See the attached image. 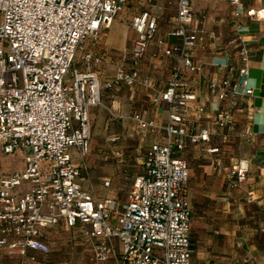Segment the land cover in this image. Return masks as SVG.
<instances>
[{"label":"built area","instance_id":"2783aa9c","mask_svg":"<svg viewBox=\"0 0 264 264\" xmlns=\"http://www.w3.org/2000/svg\"><path fill=\"white\" fill-rule=\"evenodd\" d=\"M229 1L240 15L241 0ZM128 2L0 0V150L24 152L22 169L0 174V253L19 254L18 264L47 262L51 247L46 231L61 223L91 244V259L97 263L193 264L189 163L182 153L188 145H204L221 135L228 118L221 113L204 126L210 111L205 105L191 104L196 92L185 75L196 73L220 103L217 109L225 113L229 105L255 93L249 82L250 48L240 40L235 54L239 64L225 65L224 77L214 78L192 57L203 23H195L193 0H175V25L165 36H158L156 16L148 11L136 15L133 57L142 59L152 44L154 57L163 55L174 65L165 89L153 98L155 105H166V123L140 113L128 118L137 124L142 140L150 129H159L166 141L147 150L143 173L135 178L125 203L98 197L79 181L88 171L91 108L103 105V88L150 82L142 79L138 67L123 63L103 84L92 68L109 57L96 53L91 43L103 39ZM247 14L264 20V8ZM171 39L177 41L170 43ZM79 51L88 64L86 70L74 67ZM121 140L120 135L107 139ZM214 162L220 165L218 158ZM249 170L247 160L237 161L227 175L229 187L242 189Z\"/></svg>","mask_w":264,"mask_h":264},{"label":"crops","instance_id":"0c3cea01","mask_svg":"<svg viewBox=\"0 0 264 264\" xmlns=\"http://www.w3.org/2000/svg\"><path fill=\"white\" fill-rule=\"evenodd\" d=\"M165 1L148 0L146 3L145 0V9L136 14L118 15L106 29L108 40L114 39L121 34L130 20L132 31H127L125 37L129 36L131 39L130 57L127 56L126 44H122L116 52H109L107 60L113 62L116 67L123 63L128 66L127 61L133 60V64L128 67H138L142 79L150 81L147 84L143 80L133 87L121 85L110 90L112 94L108 95V89L103 88L107 89L104 90L103 99L108 103L107 106L104 103V107L116 115L125 117L129 113H140L158 124L167 121L166 105H155L153 98L165 89L174 61L163 55L154 57L155 48L152 44L142 59L136 60L132 54V44L137 37L132 21L136 15L148 11L152 16H156L159 37L165 36L175 25L176 12L169 21L170 25L164 30L160 27V15ZM241 3L243 10L236 16L229 0H193L195 23L203 21L198 43L192 50L193 59L202 64L211 77L221 79L225 74V65L239 64L235 54L237 43L243 40L250 48L249 82L255 90L253 95L240 98L236 105H229L228 111L224 113L222 109H217L220 103L209 94L206 85L196 73L185 75L186 82H189L196 92V98L191 104L205 105L210 111L203 125L209 126L221 113L228 118V124L221 131V135L212 136L204 145H188L182 153V157L189 163L193 264H264V20H256L247 14L250 9H263L264 0H241ZM176 41L177 39H171L170 43ZM110 78H103L102 83ZM126 87L131 90L129 95L121 93ZM90 112L91 120L94 116L100 123L103 121L105 112L102 107L93 106ZM117 124L119 132L109 133L105 137V150H97L95 146L91 149L90 146L86 158L88 171L83 172L79 181L98 197L109 196L123 204L127 200L120 196L123 183L131 180L132 185L135 178L143 173L147 150L153 143L165 142L166 138L162 130L150 129L145 139H141L140 142L144 143H140L138 149L125 153L122 141H107L113 135H120L122 140L132 135L129 120L120 118ZM133 130L136 134L141 133L135 123ZM93 135L96 136L92 126ZM140 148L144 150L141 151ZM208 148L218 150L209 153ZM115 150H119L120 155H116ZM74 158L75 162H80L76 151ZM215 158L219 159V166L215 164ZM240 159L248 161V179L242 189H231L227 175ZM23 166L15 170L22 169ZM10 172L12 171L5 174ZM106 181H110L109 186L105 185ZM128 193L129 190L127 196ZM60 232H67V237L63 238ZM60 238L70 244L55 247L56 240ZM46 241L51 247V252L44 264H67L63 260V248L68 246L73 248L75 259L94 263L91 259V244L76 236V232L67 228L64 223L48 228ZM36 254L44 257L42 253ZM20 260L21 257L17 253L6 250L0 253L1 264H18ZM104 264L117 263L112 260Z\"/></svg>","mask_w":264,"mask_h":264},{"label":"rangeland","instance_id":"374dc122","mask_svg":"<svg viewBox=\"0 0 264 264\" xmlns=\"http://www.w3.org/2000/svg\"><path fill=\"white\" fill-rule=\"evenodd\" d=\"M146 3H148V0H146ZM146 3H145V0H130L129 4L126 5V8L122 12H120L119 15H122L124 13L128 15L136 14L137 12L145 9ZM175 12H176L175 0H166L164 9L162 10V13L160 15V27L162 28V30H164L168 25H170L169 21L175 15ZM127 31L128 32L132 31L130 27V20H129V23L125 24L123 31L118 37L114 39L109 38L108 40L107 30H105L103 39L99 43H91L90 47H92L96 53L105 54L108 56L109 52L110 53L116 52V50H119L118 48L119 46H122V44L123 45L126 44L127 53H128L127 56L129 58L131 55L129 54L130 48H131V39L129 38V36L125 38ZM127 62H128V66H131V64H133L132 63L133 60L129 59ZM87 66L88 64L83 58V52L79 51L76 55L74 67L79 68L81 70H86ZM92 68L99 72L100 79L103 82V78H110L114 74L116 66L113 62H110L107 60L103 64L92 65ZM104 90H107V89H104ZM104 90H102L103 105H101L100 107L103 108V111L105 112V114L103 116V121L101 123L98 121L97 117L92 116L93 132H95L96 136L94 135L92 136V140L90 143L91 149L93 148V146H95V149L97 150H105L106 135L109 133L119 132V129H118L119 126L117 124V120H119L120 117L113 115L110 109L104 107L105 104L106 106L108 105V103H105L103 99ZM110 90L112 89L107 90V95L112 94V91ZM121 93L129 95V93H131V90L126 87L121 91ZM130 115L131 114L129 113L125 117L131 123L132 135L127 137L125 140H121L122 141L121 143L124 146L125 153L138 149L140 143H144V142H140L141 137H142L141 133L136 134L135 130H133L135 122L132 119L128 118V116ZM140 149L141 151L144 150V148H140ZM23 164H24V152L22 150H18L12 154H4L0 150V174L13 171L17 169L18 167H22ZM131 182L132 181L129 180L123 183V188L120 190V196L123 199L127 198V191L130 190L131 188L130 187ZM59 234H61L63 238H66L68 235L67 232H60ZM62 244L69 245L70 242H66L65 239L60 238L56 240L55 247H60ZM63 251H65L63 254L64 255L63 260L67 264H104V263H97V262L91 263L88 261L83 262L80 259L78 260L75 259L74 254H73L74 250L70 246H68L66 249L63 248Z\"/></svg>","mask_w":264,"mask_h":264}]
</instances>
